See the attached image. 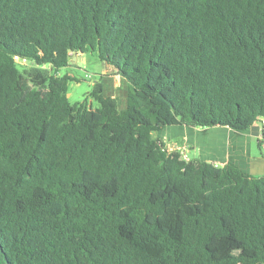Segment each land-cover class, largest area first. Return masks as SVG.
<instances>
[{
    "label": "trees",
    "instance_id": "1",
    "mask_svg": "<svg viewBox=\"0 0 264 264\" xmlns=\"http://www.w3.org/2000/svg\"><path fill=\"white\" fill-rule=\"evenodd\" d=\"M263 121L264 0H0V264H264V175L154 138Z\"/></svg>",
    "mask_w": 264,
    "mask_h": 264
},
{
    "label": "rangeland",
    "instance_id": "2",
    "mask_svg": "<svg viewBox=\"0 0 264 264\" xmlns=\"http://www.w3.org/2000/svg\"><path fill=\"white\" fill-rule=\"evenodd\" d=\"M19 68L21 70L24 68L30 70L34 67L32 64L27 63L25 66L20 64ZM58 75H68L72 78L69 82L68 93V100L71 105L86 103L93 109L99 108L100 103L90 96L95 90V85L99 83L105 89L106 95L116 97L120 103V108H125V82L108 64L98 57L97 53L83 54L77 60H73L70 66L61 68ZM234 131L236 130L227 127L202 129L187 126H172L154 132V138L164 141L166 150L169 152L182 151L181 149L184 148V152L189 159L196 158L202 161H213V163L222 165L228 160L227 154L230 147L228 140L232 139ZM259 149L258 140L253 136L251 139V152L255 155Z\"/></svg>",
    "mask_w": 264,
    "mask_h": 264
},
{
    "label": "crops",
    "instance_id": "3",
    "mask_svg": "<svg viewBox=\"0 0 264 264\" xmlns=\"http://www.w3.org/2000/svg\"><path fill=\"white\" fill-rule=\"evenodd\" d=\"M257 125H254L252 128H250L247 131H243V132L234 131L232 133L233 134V136L231 137L232 139L228 140L230 147L228 149L229 153L227 154V159H228L227 162L232 161L236 163L248 174L255 176H263L264 175V153H263L264 121L258 123ZM177 132L180 133L179 130H177ZM253 136L257 138L258 146L260 148L258 153L255 155H253V153L251 152V139Z\"/></svg>",
    "mask_w": 264,
    "mask_h": 264
},
{
    "label": "built area",
    "instance_id": "4",
    "mask_svg": "<svg viewBox=\"0 0 264 264\" xmlns=\"http://www.w3.org/2000/svg\"><path fill=\"white\" fill-rule=\"evenodd\" d=\"M16 59H19L18 57H16ZM182 151H180V152H183V153H181L182 154V159H184V160H189V158L187 157V154L184 152L185 151V149L184 148H182L181 149Z\"/></svg>",
    "mask_w": 264,
    "mask_h": 264
},
{
    "label": "water",
    "instance_id": "5",
    "mask_svg": "<svg viewBox=\"0 0 264 264\" xmlns=\"http://www.w3.org/2000/svg\"><path fill=\"white\" fill-rule=\"evenodd\" d=\"M78 59V57L77 56H75L74 57V60H77ZM207 163H209V164H212L213 163V161H206Z\"/></svg>",
    "mask_w": 264,
    "mask_h": 264
},
{
    "label": "bare ground",
    "instance_id": "6",
    "mask_svg": "<svg viewBox=\"0 0 264 264\" xmlns=\"http://www.w3.org/2000/svg\"><path fill=\"white\" fill-rule=\"evenodd\" d=\"M200 138V137H199ZM225 139V138H224ZM213 143V141H211Z\"/></svg>",
    "mask_w": 264,
    "mask_h": 264
}]
</instances>
